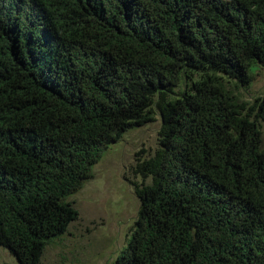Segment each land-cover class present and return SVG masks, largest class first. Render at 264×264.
<instances>
[{
  "label": "trees",
  "instance_id": "trees-1",
  "mask_svg": "<svg viewBox=\"0 0 264 264\" xmlns=\"http://www.w3.org/2000/svg\"><path fill=\"white\" fill-rule=\"evenodd\" d=\"M264 0H0V246L38 264L108 146L160 116L112 264H264Z\"/></svg>",
  "mask_w": 264,
  "mask_h": 264
},
{
  "label": "rangeland",
  "instance_id": "rangeland-1",
  "mask_svg": "<svg viewBox=\"0 0 264 264\" xmlns=\"http://www.w3.org/2000/svg\"><path fill=\"white\" fill-rule=\"evenodd\" d=\"M252 81L227 86L240 100L252 101L264 94V65L251 68ZM160 116L153 121L125 131L104 151L92 166V175L67 200L77 210V217L66 231L48 243L38 264H112L127 246L139 199L135 184L148 183L149 177L135 172L137 163L152 155L158 146ZM0 264H19L14 255L0 246Z\"/></svg>",
  "mask_w": 264,
  "mask_h": 264
}]
</instances>
